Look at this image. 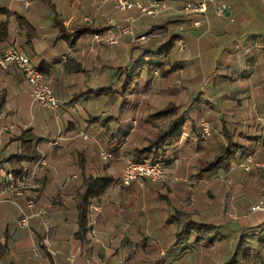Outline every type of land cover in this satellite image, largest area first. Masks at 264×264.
Here are the masks:
<instances>
[{
    "label": "crops",
    "instance_id": "0c3cea01",
    "mask_svg": "<svg viewBox=\"0 0 264 264\" xmlns=\"http://www.w3.org/2000/svg\"><path fill=\"white\" fill-rule=\"evenodd\" d=\"M23 1L0 0V5L12 11L0 53L13 46L26 54L32 65L41 66L58 102L55 108L43 106L31 96L19 68L12 63L0 66V166L12 168L7 157L21 150L20 141L13 137L26 127L33 135L31 147L39 149L47 163L46 169H37L39 186L29 190L33 207H28L22 196L0 198V264H180L194 245L211 249L219 240L204 244L194 241L191 232L177 233L188 219L213 221L199 218L202 200L198 201L203 195L202 203H207L209 185L230 170L231 162L227 167H203L206 159L220 152L221 145H238L235 159L241 161L252 145L264 154V74L234 75L228 66L226 73L212 70L202 78L205 62L201 52L210 48L212 40L201 29L204 20L192 23L203 15L182 10L187 0H160L159 12L153 17L134 8L117 11L112 0H25L26 6ZM241 1L244 7L251 2ZM218 4H223L227 13L240 6L235 0H218ZM215 8L216 16L222 15ZM16 15L25 23L17 25ZM85 15L89 21L82 20ZM125 15L132 17V34H118L106 21L109 16L119 22ZM81 24L91 25L101 34H113L116 41L110 45L103 38L93 40L89 31L73 39L60 36V26L68 33ZM168 28L182 39L184 55L170 61L168 53L159 54L158 60L163 68L173 62L177 65L165 74L160 68L149 71L143 66L135 78H129L127 73L149 56L148 50L165 44ZM140 34L149 36L140 41ZM263 38L261 34L259 40L249 43L253 58L248 61L258 64L254 53L255 48L264 46ZM233 45L235 49L224 48L223 53L237 57L238 46ZM171 48L175 50L174 43ZM259 64H264V59ZM179 67L184 73L180 84H174L169 80ZM168 101L176 113L183 111L185 118L178 141L159 149L158 158L167 174L181 178L171 182L169 189L158 188L146 177L119 184L120 153L134 157L142 154L141 149L153 150L149 139L166 126ZM201 120L209 125L205 137H200ZM55 137V143H48ZM101 149L117 152L102 159L98 154ZM23 163L30 160L18 164ZM69 173L77 178L66 182L63 176ZM88 173L109 174L114 181L102 195L90 200L88 227L77 238L73 194L81 175ZM2 183L0 177V187ZM141 191L146 195L144 207L137 196ZM195 201L194 212L188 211ZM37 206L45 207V212L33 215ZM22 213L32 214L27 227L17 223ZM217 222L223 235L220 240L231 239V228ZM44 236L48 246L42 242ZM152 237L159 240L158 247L150 244ZM228 250L230 255L232 245Z\"/></svg>",
    "mask_w": 264,
    "mask_h": 264
},
{
    "label": "rangeland",
    "instance_id": "374dc122",
    "mask_svg": "<svg viewBox=\"0 0 264 264\" xmlns=\"http://www.w3.org/2000/svg\"><path fill=\"white\" fill-rule=\"evenodd\" d=\"M235 2L240 6H236V8L233 9L229 8L228 11L230 13L227 14L223 13L220 16L218 15L216 16L214 12V8L216 7L218 0H212L207 2L206 5L207 11L205 10L206 12H204L202 16L205 22L201 26V29L203 30L204 34H206L205 37H207V39L212 40V44L210 45L209 49L201 52L202 53L201 59L204 60L205 62L203 64L204 69L201 70V73H205V75H202V78L204 79L210 71L212 72V70L220 74L228 72L227 71L228 66L230 68V71L231 70L233 71L234 75L238 73L240 74V72L242 74L243 72L244 73L255 72L254 74H252L253 77H256V75L257 77L258 76L262 77V74H264V64H259V62L262 59H264V46L260 45L259 48H255L256 52L254 53L255 54L254 62L256 61L258 62V64L248 61V59L252 60L253 58V50L251 49V47H249L250 45L249 43L253 40H259L261 34H264V32H262L264 29L263 28L264 2L262 0H251V2H249L250 5L247 7L243 6V1L241 0H235ZM160 7L161 6L159 4V8ZM18 11H21V9H19ZM111 18L113 19V17ZM170 31L171 30L168 28L167 32L169 33ZM140 35H142V37H138L137 39L140 41L146 39L149 36L148 34H140ZM233 44L238 46L237 57H235L234 55L230 57V55H227L222 51V49L224 50V48L235 49ZM175 52L176 51L172 48L168 52L167 57L170 59V61L175 60L176 57L180 58L184 55L182 54L183 51L181 53H175ZM233 52H235V50H233ZM197 59H199V57ZM176 70L177 71H174L175 74L173 75V77H170L169 81L173 82V79L175 77H179V78L182 77L184 73L183 70L180 67L176 68ZM243 75H247L248 77H250L249 74H243ZM171 105L172 103L168 101V103L165 104V107ZM175 110L177 111L176 108ZM202 118L206 119L204 118V116ZM73 132H75V129ZM205 139L206 138L202 139L201 142H205ZM50 140L52 139L47 140L48 143ZM229 146H231V144ZM31 148L34 149L39 156L40 153L39 149H36L34 147ZM255 149L256 147L252 145L250 150L246 152L243 161L238 159H236L235 161L234 160L230 161L231 163L229 165L230 167L229 172L227 174L222 173L221 175L217 176L214 182L209 185V190H207L208 202L202 203L203 195L200 197V200L198 201L200 202L202 200L198 206L199 218H203L207 220L209 219V221L210 220L216 221V222L213 221L211 222L216 225L218 224L217 221H223L224 225L221 224L220 225L224 226L225 228H236L238 226H242L246 228L247 226L248 228L246 232H250L249 230L250 225H254L260 221H264V166L261 165V163H264V157L262 156L264 154L258 153L256 151L257 149L256 150ZM115 150L116 149L110 151L113 152ZM122 153L124 152H121L120 154ZM142 156H148V155L140 154L133 158H139ZM37 157L35 159L30 160V163L21 164L20 167H22V165H27V167H31V165L34 163ZM211 158H213V156ZM43 160H44V165L41 167V169H46L47 163L44 158ZM207 160L209 159H206L205 162ZM242 162H245L243 163L244 165H246L245 167L242 166L243 165ZM162 168L167 176V178H165L163 182H158L148 178L149 180L155 182L158 188L160 189L168 188L171 185V182L181 178L179 175L170 176L169 174L166 173L163 165ZM66 175L63 176V180ZM174 177L176 179H174ZM36 178L38 179V181L40 180L38 173H36ZM73 178L74 179L77 178V175L75 174ZM188 185L191 188V183H189ZM203 194L206 193L203 192ZM21 196L24 199V203L28 198L32 199L29 191H24V193ZM137 196H139L138 201L142 204V207H144L146 195H144V193L141 191V193H139V195ZM14 198L15 197H11L10 199H14ZM90 200L88 202V209L91 205ZM196 204L197 201L191 204V207L188 209V211L194 212L193 207ZM43 208L45 209V207ZM32 214L37 215L34 214V210L32 211ZM32 214H29V216ZM204 215H206V217H203ZM193 216L195 217L194 214ZM147 236L148 238H150L149 235ZM151 240H153L150 243L151 245H155V246L157 245V247L159 246L158 244L159 240H157L154 237H152ZM234 241H235L234 238L231 239L226 238L219 240L216 243H214V246L211 249H207L206 247H201L199 245H194L192 251H187L186 253H184L179 263L180 264H220L222 261L226 260L231 255V254L227 255L228 254L227 251H229L228 248L229 246L231 247V245L233 249ZM254 245L257 246L256 243ZM244 260L242 264H264V246L260 248L259 252H254L251 256L247 257Z\"/></svg>",
    "mask_w": 264,
    "mask_h": 264
},
{
    "label": "trees",
    "instance_id": "16d2710c",
    "mask_svg": "<svg viewBox=\"0 0 264 264\" xmlns=\"http://www.w3.org/2000/svg\"><path fill=\"white\" fill-rule=\"evenodd\" d=\"M11 13L12 11L8 7L5 5H0V42L5 40L7 36L8 16ZM16 20L17 25H20L22 22L25 23L21 15H16ZM60 28L61 31H63L61 32L60 36L71 35L72 39L83 32H94V30H96L88 24L75 25L68 33L64 31L63 27L60 26ZM176 38H178L176 33L169 32L165 44L159 46L155 50H148L149 56L146 58L142 56L144 59L142 58V60L137 62V64L127 73V76H129V78L132 76L135 78L138 75L139 69L143 66H145L149 71L154 68H160V72L162 74L172 71L177 63L173 62L167 68H163V63L158 60V55L160 54L161 56H165V54H167L169 49L172 47ZM262 42L264 43V38L262 39ZM37 67L42 70L41 66ZM165 111L166 114L170 116L167 120L166 126L163 128H158L154 136L149 139V145L153 147V150H140L143 155L147 154L150 158L159 161V149L161 150L164 148V146H170L178 141L182 132V124L185 118V113L183 111L176 113L175 107L172 105L165 107ZM13 138H16L20 141L21 150L16 154L10 155L7 157V159L12 163V168L10 170L17 172L20 168L18 163L23 160L27 161L35 159L38 156V153L31 148L33 135L29 127L21 129V131ZM237 148L238 145H235L232 148L224 147L222 145L220 152L215 154L213 158L207 160L203 167H227L230 161L236 160L235 158L238 156ZM116 152L117 151H113L111 154L114 156L116 155ZM113 181L114 178L109 174L92 175L88 173L81 175L80 182L75 188L73 194L77 238H81L88 227L87 218L89 200L102 195ZM249 227L250 232H246L248 228L247 226L246 228L242 226L231 228V237L235 240L232 253L229 258L222 261L220 264H242L245 261L244 259L251 256L254 252H259L260 248L264 246V221H260L254 225H250ZM219 230L218 225L211 222H202L188 219L182 224L177 234L186 235L191 232L193 234L194 241L210 244L213 241L220 240L222 238L223 235ZM255 243L258 247L254 245Z\"/></svg>",
    "mask_w": 264,
    "mask_h": 264
},
{
    "label": "built area",
    "instance_id": "2783aa9c",
    "mask_svg": "<svg viewBox=\"0 0 264 264\" xmlns=\"http://www.w3.org/2000/svg\"><path fill=\"white\" fill-rule=\"evenodd\" d=\"M209 1L212 0H187L182 6V10L186 13L192 12L203 15L206 10L207 2ZM27 4L28 2L24 0L23 5L26 6ZM112 7L117 11H126L134 8L141 14L153 17L159 12V0H112ZM224 9V5L220 4L216 6L215 11L217 14H223ZM82 20L84 22L89 21L90 17L85 15ZM202 20L203 18H195L192 23L194 25H198ZM106 21L113 24L117 28L118 34H132V17L130 15L120 17L119 22L114 21L111 17H106ZM91 36L93 40L103 38L110 45L116 41V36L113 34H101L94 31L91 33ZM138 37H142V35H139ZM174 46L177 53H181L183 51L184 44L180 37L174 40ZM8 63H12L19 68L24 79L30 85V94L35 100L47 108H55L57 106V98L53 94L48 82L45 80L43 73L38 67L29 62V58L26 54L13 46H9L0 53V66L6 67ZM173 83L179 84L180 78L175 77L173 79ZM200 126V137H205L209 133L208 122L206 120H201ZM78 134L83 137L86 136L81 132ZM56 137L50 140L49 143H55ZM98 154L102 159H107L112 156L110 150L105 149H101ZM119 158L122 161L118 179V182L121 185H127L138 177H147L158 182H163L165 178H167L159 160L152 159L149 156L133 158L126 153L120 154ZM243 163L245 162H242V164ZM43 165L44 160L40 155L31 167L22 165L17 172H13L0 166V177L3 182L0 187V198L10 199L11 197L21 196L24 191L36 189L39 185V181L36 178V171L38 167L40 168ZM261 165L264 166V163H261ZM242 166L245 167L246 165L243 164ZM74 176L75 174H68L64 177V181H68ZM174 179L176 178L174 177ZM25 204L28 207H33L32 199L28 198ZM44 210L45 209L42 206H37L34 210V214H42ZM28 216V214L22 213L18 218V225L21 227H27ZM42 242L48 246L46 236L42 238Z\"/></svg>",
    "mask_w": 264,
    "mask_h": 264
},
{
    "label": "water",
    "instance_id": "95a60500",
    "mask_svg": "<svg viewBox=\"0 0 264 264\" xmlns=\"http://www.w3.org/2000/svg\"><path fill=\"white\" fill-rule=\"evenodd\" d=\"M224 11H225V14H227V11L224 9Z\"/></svg>",
    "mask_w": 264,
    "mask_h": 264
}]
</instances>
